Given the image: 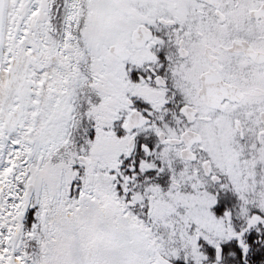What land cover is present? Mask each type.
Listing matches in <instances>:
<instances>
[{
  "label": "snow or ice",
  "instance_id": "1",
  "mask_svg": "<svg viewBox=\"0 0 264 264\" xmlns=\"http://www.w3.org/2000/svg\"><path fill=\"white\" fill-rule=\"evenodd\" d=\"M0 264H264V0H0Z\"/></svg>",
  "mask_w": 264,
  "mask_h": 264
}]
</instances>
